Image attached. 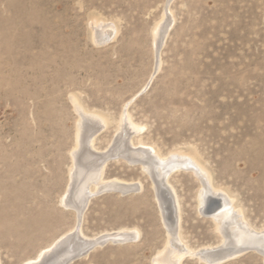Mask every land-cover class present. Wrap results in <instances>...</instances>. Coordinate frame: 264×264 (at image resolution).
<instances>
[{"label": "rangeland", "instance_id": "rangeland-1", "mask_svg": "<svg viewBox=\"0 0 264 264\" xmlns=\"http://www.w3.org/2000/svg\"><path fill=\"white\" fill-rule=\"evenodd\" d=\"M167 8L175 21L157 55ZM71 95L108 116L103 128L88 123L86 159L72 158L81 116ZM126 109L142 126L134 134L119 129ZM141 147L167 158L163 187ZM179 151L211 174L213 214ZM74 207L76 236L97 243L68 264H264V0H0L1 264H24L73 229ZM230 207L256 236L245 246L216 227ZM69 240L62 253L80 243Z\"/></svg>", "mask_w": 264, "mask_h": 264}, {"label": "bare ground", "instance_id": "bare-ground-1", "mask_svg": "<svg viewBox=\"0 0 264 264\" xmlns=\"http://www.w3.org/2000/svg\"><path fill=\"white\" fill-rule=\"evenodd\" d=\"M169 3V2H168ZM168 9V11L167 10H165L166 12H164V14L166 13V15H167V17H166V21H165V23L162 25V26H160V27H158L156 30H155V32H154V44H153V47H154V45H155V50H156V54L158 55V52H159V49H160V47H161V45H162V43H163V41H164V38H165V36H166V34H167V32H168V30H169V28H170V25H171V23L172 22H174L175 20V18H174V14H173V12L171 11V9L170 8H167ZM170 14V15H169ZM170 16H171V18H170ZM94 21V20H93ZM97 21V20H96ZM95 24V23H94ZM159 24H160V22H159ZM158 25V24H157ZM157 27V26H156ZM115 32H117V31H110V32H107L108 33V37H107V39H105L106 41H108V40H111V39H113L114 38V35H115ZM116 36V35H115ZM71 97H72V95H71ZM73 99V101H74V103H75V105H76V107H75V105H74V107L75 108H77V110L79 111V115L81 116L80 117V122H78L79 123V126H78V123H77V127H78V130H76L77 132H75V133H77V143H76V147H75V149L73 150V157L72 158H74L75 160L76 159H78V158H89V156L91 155V152H90V150L88 149V144L91 142V144H92V140H88V138H87V136H88V133L90 132V129L92 128L91 127V125H89L88 123H90L91 124V122L92 123H97V124H95V125H99L100 126V128H103V127H105L106 125H107V123H108V121H107V119H108V116H104V115H102V114H99V113H96V112H92V111H89V110H87V109H85L81 104H80V102H79V100L74 96V97H72ZM109 124V123H108ZM140 128H142V126L141 125H139V124H136V123H134L133 122V120H132V118H131V116H130V114H129V112L127 111V109H126V111L123 113V115H122V117H121V126H120V128L119 129H121V132L123 133V132H128V131H133V134L138 130V129H140ZM99 129V128H98ZM102 130V129H101ZM99 132V131H98ZM120 132V134H122ZM131 135V133H129V136ZM117 143V142H116ZM131 143V145H132V142H130ZM94 144V143H93ZM118 144H119V142H118ZM125 144V143H124ZM127 144V143H126ZM94 146V145H93ZM114 146V145H113ZM116 146V145H115ZM118 148H120V147H118ZM137 148V147H136ZM142 149H144L145 151H146V155L147 156H149L148 157V159H146V160H142V164H143V167L146 169V168H148V169H156V170H154L153 171V174H155L156 175V178L158 179V181H159V184H160V186L161 187H163L165 184L163 183H161V179L162 180H164L163 178V175H162V173L164 172V171H166L167 169H166V166H165V170L164 169H161V168H163V166L165 165V162H164V160L165 159H167V158H164V157H162V155H160V153L155 149V148H151L152 150L150 151V149L149 148H146V147H141ZM121 149V148H120ZM125 149V148H124ZM72 151V150H71ZM128 151V153L124 156L125 158H131L132 159V157L134 156L133 155V153H131V149H128L127 150ZM122 152V151H121ZM111 153V152H110ZM113 153V152H112ZM107 154L108 153H106V155L105 156H107ZM114 154V153H113ZM122 154V153H121ZM117 155H118V153H117ZM109 157H111V156H109ZM175 157V160L177 159L178 160V163H179V161L181 162V161H183V163L185 162L187 165H189V167H191V169H192V171H194V173L195 174H197L199 177H200V180H202V186H203V188L201 189V191H200V196H199V201H200V203L201 204H205V208H206V206H207V203H208V200L210 199L209 198V195H210V190L212 189V188H210V184H211V181H212V177H211V174L209 173V171L206 169V167L201 163V161L198 159V157L195 155V154H193V152H185V151H179L178 152V154H176V156H174ZM108 158V157H107ZM73 159V161L75 162V160ZM98 159V158H97ZM164 159V160H163ZM168 159L170 160L171 158H169L168 157ZM80 160V159H79ZM104 160V159H103ZM132 160H136L135 158H133ZM81 161V160H80ZM107 161V160H106ZM105 161V162H106ZM170 161H172V159L170 160ZM102 162V161H101ZM158 163H160L161 164V166H157L158 165ZM167 163V162H166ZM176 163V162H175ZM178 163H177V165H178ZM170 164V163H169ZM76 165H77V162H76ZM78 165H79V163H78ZM167 165V164H166ZM180 165H181V163H180ZM74 166V165H73ZM81 167H82V165H80ZM103 166H104V164H103ZM156 166V168H154ZM179 166V165H178ZM78 167V166H77ZM177 167V166H176ZM180 167V166H179ZM185 167V166H184ZM189 167H188V169H189ZM84 168V167H83ZM101 168H102V170H103V167L101 166L100 167V165H98V167H97V171L96 172H99L100 170H101ZM157 168L159 169V170H157ZM72 169V168H71ZM147 169V170H148ZM77 170V169H76ZM84 170V169H83ZM96 170V169H95ZM172 170V169H171ZM82 171V170H81ZM86 171V170H85ZM148 171H150V170H148ZM152 171V170H151ZM168 171H169V169H168ZM173 171V170H172ZM208 171V172H207ZM77 172V171H76ZM102 172V171H101ZM155 172V173H154ZM70 173H71V171H70ZM102 174V173H101ZM92 175H94V174H92ZM169 176V173H167V175H166V177L165 178H167ZM70 177L72 178V179H74V171L72 170V175L70 174ZM91 177V176H90ZM70 178V183H71V179ZM98 180V179H97ZM100 180V179H99ZM117 180V179H116ZM167 180V179H166ZM102 181V180H101ZM112 181V180H111ZM118 181V180H117ZM74 183H76L75 181H73ZM164 182H165V180H164ZM98 183V182H97ZM107 182H105V184H106ZM102 184V183H101ZM122 185H124V184H121V182H120V184L119 183H117V182H110V183H108L107 184V186H109V187H118V188H120V189H123L124 187H122ZM213 185V184H212ZM98 187H100V185H97ZM75 187V186H74ZM77 187V186H76ZM79 187V186H78ZM77 187V188H78ZM83 187V186H82ZM102 187V186H101ZM106 187V186H105ZM213 187V190L212 191H214V192H212V193H216L215 191H217V187H215L214 185L212 186ZM69 188V187H68ZM72 188H73V186H72ZM95 188H97V187H95ZM76 189V188H75ZM73 190V191H76V190ZM100 189V188H99ZM98 189V190H99ZM95 190V189H94ZM221 189H219L218 191H220ZM67 191V190H66ZM91 190H89V192H90ZM69 192H70V194H71V189L69 190ZM87 192V191H86ZM221 192V191H220ZM93 193V192H92ZM91 193V194H92ZM96 193H97V191H96ZM223 193H224V191H223ZM66 194V193H65ZM72 194H73V192H72ZM71 194V195H72ZM86 194H88V193H86ZM227 194V193H226ZM226 194H225V196H226ZM64 195V194H63ZM62 195V196H63ZM95 195V194H94ZM214 195V194H213ZM216 195V194H215ZM219 195H220V193H219ZM217 197V196H216ZM227 197V196H226ZM70 198H72V197H70V196H68L67 194L63 197V198H61L60 200L63 202V205H65V207H69V206H71L72 205V199L70 200ZM89 199V198H88ZM215 199V198H214ZM224 199V198H223ZM221 200V199H220ZM225 200V199H224ZM60 201V202H61ZM71 201V202H70ZM221 201H223V200H221ZM226 201V200H225ZM62 202H61V204H62ZM229 204V203H228ZM228 204L227 205H225V207L227 206L228 207ZM223 205V204H222ZM230 205V204H229ZM202 206V205H201ZM234 206V205H233ZM224 207V208H225ZM75 208V207H74ZM73 208V209H74ZM84 208V207H83ZM223 208V209H224ZM76 209V211H77V215H78V217H77V224L74 226V228L73 229H71L70 231H68L67 233H65V234H63V235H60V237L59 238H57L51 245H49L48 247H46V248H44V249H42L41 251H40V253H38V255L36 256V257H34V258H30V259H28V261H26L24 264H35L38 260H41V259H44V261L45 260H47L48 262L47 263H45V264H63V263H59L60 262V260L61 259H63L64 257H66V256H68V255H73V253H77V251H78V249H77V247H79V245H83V244H86V245H90L91 243H89V242H86L89 238L88 237H86V238H80V237H78V236H76V234L77 233H81V231H80V217H81V211L79 210V208H75ZM217 210V209H216ZM215 210V211H216ZM235 210V207H230V208H227L226 210H224V211H221V213H218L217 215H216V217H214V216H212V217H214V218H217V219H219L220 221H223V220H225V223H222L221 222V227L220 226H216V227H219L220 229H218V231L219 230H221L222 232L221 233H225V235H224V238H225V241H226V243L228 242V244L230 243V242H232V237L234 238V242H236V243H234V244H237L238 246L239 245H243V244H245V243H249V241H251V240H255V238H256V236H255V234H253V233H248L249 231L247 230L246 231V229H243V228H241V229H239V226H240V221L242 220V218H241V214H239L238 212H235L234 211ZM237 210H240V209H237ZM80 211V212H79ZM81 214V215H80ZM213 214V213H212ZM216 213H214V215H215ZM243 217V216H242ZM79 220V221H78ZM32 222V221H31ZM230 222H232V223H237L238 225H236V226H232V227H229L228 225L230 224ZM245 222V221H244ZM216 223H217V221H216ZM37 224V223H36ZM219 224V223H218ZM242 225V224H241ZM245 226V225H244ZM246 226H248V225H246ZM249 227V226H248ZM249 229H251V228H249ZM227 230V231H226ZM124 231V230H123ZM231 233H230V232ZM122 232V231H121ZM128 235V234H127ZM131 236V235H130ZM130 236H128V237H126V238H130ZM76 237H77V240L78 241H76V242H80L79 244H78V246H75L74 247V245H75V243L73 244V251H70V252H68V253H62L63 251H62V247L60 248V250L57 252V253H54V254H52L51 252H53L54 250H55V248H57V246L59 245V247L60 246H62L65 242H67L69 239H74V240H76ZM119 237H121V236H119ZM125 237V236H124ZM177 238V237H176ZM81 239H85V241H79V240H81ZM91 240H92V238H91ZM98 240V239H97ZM96 240V241H97ZM101 240V239H100ZM105 240V239H104ZM104 240H102V241H104ZM177 240V239H176ZM70 241V240H69ZM102 241H100V242H102ZM224 241V242H225ZM264 241V240H263ZM93 242V241H92ZM258 242V244H256V246L257 245H260L261 244V248L264 246V242H259L258 240L255 242V243H257ZM68 243V242H67ZM97 243V242H96ZM177 243V242H176ZM232 245V244H231ZM243 246H245V245H243ZM255 246V245H254ZM69 247V246H68ZM237 247V246H236ZM257 247H259V246H257ZM256 247V248H257ZM167 248V247H166ZM168 248H170V247H168ZM261 248H259V249H261ZM264 248V247H263ZM86 249V248H85ZM171 249V248H170ZM189 249V248H188ZM235 249V248H234ZM237 249V248H236ZM86 250H88V249H86ZM169 250V249H168ZM167 250V251H168ZM174 250H176L175 248H174ZM180 250V249H179ZM182 250V249H181ZM190 250L191 249H189V252H190ZM83 251V250H82ZM176 251H178V249L176 250ZM263 251V250H262ZM179 252V251H178ZM185 252V251H184ZM205 252H207V251H205ZM235 252V251H234ZM237 252V251H236ZM186 253L188 254V251L186 250ZM195 253H198L202 258H204V259H206V262H207V260H209V258L207 257V256H205L204 254H202L203 253V251H202V253H201V251H198V252H195ZM208 253V252H207ZM50 254V259L48 260L47 258H46V256H48ZM163 254H165V253H163ZM174 254H176L175 252H174ZM189 254H191V253H189ZM194 254V253H193ZM228 254V253H227ZM230 254V253H229ZM234 254V253H233ZM180 255V253L178 254V256ZM207 255V254H206ZM232 255V254H231ZM178 256H176V259H177V257ZM182 256V255H181ZM215 257V256H214ZM221 257H223V256H221ZM226 257V256H225ZM174 259V258H173ZM211 259V258H210ZM221 259V258H220ZM172 261V260H171ZM219 261V260H218ZM42 262H43V260H42ZM179 262V261H178ZM0 264H1V259H0ZM171 264V263H170Z\"/></svg>", "mask_w": 264, "mask_h": 264}, {"label": "water", "instance_id": "water-1", "mask_svg": "<svg viewBox=\"0 0 264 264\" xmlns=\"http://www.w3.org/2000/svg\"><path fill=\"white\" fill-rule=\"evenodd\" d=\"M106 190H110V189H106ZM217 204L218 203H215V199H211L209 202H208V205L207 207L203 210L204 213H207V214H212V212H214L217 208ZM173 209H171V218L173 217ZM173 221H175V218L173 217ZM85 241V240H83ZM88 242V241H86ZM103 242V241H102ZM106 242V241H104ZM93 246L96 244V243H92L90 242ZM91 245V246H92ZM61 246L59 247V245L57 246V248H55V250L53 252H51L52 254L54 253H57L59 250H60ZM92 248V247H91ZM84 253H86L85 251L84 252H81V253H76V254H73V255H68L66 256L63 260L61 259L59 263H63V264H68L70 261L74 260L75 258H78L80 256H82Z\"/></svg>", "mask_w": 264, "mask_h": 264}]
</instances>
